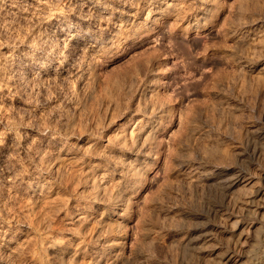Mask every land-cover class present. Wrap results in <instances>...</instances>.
<instances>
[{
	"label": "rangeland",
	"instance_id": "obj_1",
	"mask_svg": "<svg viewBox=\"0 0 264 264\" xmlns=\"http://www.w3.org/2000/svg\"><path fill=\"white\" fill-rule=\"evenodd\" d=\"M204 6L0 0V264H264V0Z\"/></svg>",
	"mask_w": 264,
	"mask_h": 264
},
{
	"label": "bare ground",
	"instance_id": "obj_2",
	"mask_svg": "<svg viewBox=\"0 0 264 264\" xmlns=\"http://www.w3.org/2000/svg\"><path fill=\"white\" fill-rule=\"evenodd\" d=\"M202 1V4H204L205 6L203 7V9H204V11H206V9H207V7H206V5L211 1V0H201ZM211 174V173H210ZM227 172L226 171H220V172H218L217 173V178L219 179V182H221V184L222 185H231L232 183H233V181L231 180V178H228V176H227ZM215 175V174H214ZM208 176V175H207ZM233 176V175H232ZM236 176V175H235ZM216 178V179H217ZM217 179V180H218ZM241 181V180H240ZM234 184V183H233ZM232 184V185H233ZM226 185H225V187H226ZM241 185V184H240ZM243 186V185H242ZM234 187V186H233ZM232 187V188H233ZM257 192V191H256ZM256 197H258V199L260 200V203L258 204V206H257V208H261V207H263L264 206V192H262V191H258L257 193H256ZM5 239V238H4ZM244 239V238H243ZM7 242V241H6ZM9 242V241H8ZM50 242V241H49ZM64 242V241H63ZM55 245V244H54ZM48 246H49V244H48ZM47 246V247H48ZM56 246V245H55ZM59 246V245H58ZM57 247V246H56ZM55 247V248H56ZM60 247H61V245H60ZM51 249V248H50ZM54 249V248H53ZM53 252V251H52ZM227 259H229L228 257H226V260ZM224 262H225V260H224Z\"/></svg>",
	"mask_w": 264,
	"mask_h": 264
}]
</instances>
